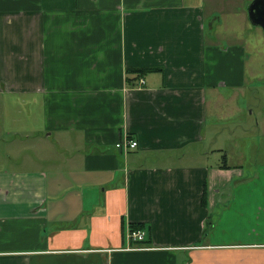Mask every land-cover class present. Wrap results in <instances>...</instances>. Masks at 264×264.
<instances>
[{
  "label": "crops",
  "instance_id": "crops-1",
  "mask_svg": "<svg viewBox=\"0 0 264 264\" xmlns=\"http://www.w3.org/2000/svg\"><path fill=\"white\" fill-rule=\"evenodd\" d=\"M203 1L0 0V132L36 126L2 139L0 264H264V68L205 37Z\"/></svg>",
  "mask_w": 264,
  "mask_h": 264
},
{
  "label": "rangeland",
  "instance_id": "rangeland-1",
  "mask_svg": "<svg viewBox=\"0 0 264 264\" xmlns=\"http://www.w3.org/2000/svg\"><path fill=\"white\" fill-rule=\"evenodd\" d=\"M253 0H204L203 7L205 9L202 13L203 21H204V34L205 37L215 38L217 43L216 46L220 48H228L232 46H239L243 49V58L248 60V67L252 70H261L264 68V32L259 27H254L251 22L249 21L247 15V9L249 3ZM239 11V13H238ZM243 13V14H241ZM241 14V17L239 15ZM220 15L223 19L222 25H218L216 30V24H218V19L216 16ZM247 17V18H246ZM243 18V19H242ZM246 20V21H245ZM216 30V31H215ZM252 81L249 85L252 87L259 86V90L262 95H264V80H260L259 77L252 78ZM8 99L12 97V95L6 96ZM253 98V97H252ZM264 103V102H263ZM28 114L30 116H34L33 112H31L32 108L28 107ZM257 113V112H256ZM8 119H14L16 121H8L5 122L4 128V121L3 127L1 128L0 134V150L5 149V145H3V137L5 136V140L7 142L16 141V144L22 146H28L31 142V139H27L25 135L30 136L28 133L35 129V121H28L23 115L20 119H18V112L16 110H9L6 113ZM212 119L209 117L208 121V129L210 127ZM224 126V127H223ZM222 131L228 126L230 128L229 123L223 124ZM249 130L252 132H257L253 119L249 122L248 126ZM7 130L10 134H5L4 130ZM38 131L40 128L38 126ZM15 131V132H12ZM240 131V128L236 129V133ZM218 149H221L222 146L226 147L225 144L221 142H225V139L219 140ZM251 144H258L259 142L256 140H248ZM229 145L232 142L227 141ZM215 144L206 142L201 149H206L209 152L210 149H213L208 155H202L203 161L207 165L216 166V164L223 163L222 159V152H215ZM227 144V145H228ZM14 146V144L12 145ZM261 151H264V142L261 143ZM258 154V151L257 153ZM8 157V156H5ZM9 159V158H8ZM2 167V165H0ZM210 229L207 230V232Z\"/></svg>",
  "mask_w": 264,
  "mask_h": 264
},
{
  "label": "built area",
  "instance_id": "built-area-1",
  "mask_svg": "<svg viewBox=\"0 0 264 264\" xmlns=\"http://www.w3.org/2000/svg\"><path fill=\"white\" fill-rule=\"evenodd\" d=\"M145 83L144 80L140 81V84ZM138 146L137 141L134 140H127L124 142H120L117 144L118 148H123L125 151H128L129 149H134ZM128 238L129 240L133 243V242H143L146 239V233L144 230H137V231H131L129 230L128 233ZM132 249H148L149 247H139V246H132Z\"/></svg>",
  "mask_w": 264,
  "mask_h": 264
},
{
  "label": "water",
  "instance_id": "water-1",
  "mask_svg": "<svg viewBox=\"0 0 264 264\" xmlns=\"http://www.w3.org/2000/svg\"><path fill=\"white\" fill-rule=\"evenodd\" d=\"M249 21L264 32V0H253L248 7Z\"/></svg>",
  "mask_w": 264,
  "mask_h": 264
},
{
  "label": "trees",
  "instance_id": "trees-1",
  "mask_svg": "<svg viewBox=\"0 0 264 264\" xmlns=\"http://www.w3.org/2000/svg\"><path fill=\"white\" fill-rule=\"evenodd\" d=\"M149 71H151V68H148V67L129 70L130 73L137 74L138 78L144 77L147 74V72H149ZM203 196H204L203 203H205L206 202V196H207L206 190L204 191ZM144 229H145V226L143 224H132L130 226L131 231L144 230ZM209 231H208V233H209ZM206 232H207V230H206ZM135 246L149 247L150 244L148 241H143V242L136 243Z\"/></svg>",
  "mask_w": 264,
  "mask_h": 264
},
{
  "label": "flooded vegetation",
  "instance_id": "flooded-vegetation-1",
  "mask_svg": "<svg viewBox=\"0 0 264 264\" xmlns=\"http://www.w3.org/2000/svg\"><path fill=\"white\" fill-rule=\"evenodd\" d=\"M249 4H250V3H249ZM248 6H249V5H248ZM247 13H248V9H247ZM216 17H217V19H220V17H221V16H220V15H218V16H216Z\"/></svg>",
  "mask_w": 264,
  "mask_h": 264
}]
</instances>
